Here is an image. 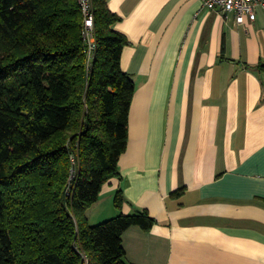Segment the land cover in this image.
Wrapping results in <instances>:
<instances>
[{
    "label": "crops",
    "instance_id": "1",
    "mask_svg": "<svg viewBox=\"0 0 264 264\" xmlns=\"http://www.w3.org/2000/svg\"><path fill=\"white\" fill-rule=\"evenodd\" d=\"M108 8L136 91L119 177L89 223L149 213L150 230L123 236L125 264H264V12L239 25L204 0Z\"/></svg>",
    "mask_w": 264,
    "mask_h": 264
},
{
    "label": "trees",
    "instance_id": "2",
    "mask_svg": "<svg viewBox=\"0 0 264 264\" xmlns=\"http://www.w3.org/2000/svg\"><path fill=\"white\" fill-rule=\"evenodd\" d=\"M93 4L89 63L78 0H0V264H125V232L156 224L147 211L89 223L119 177L136 91L120 18Z\"/></svg>",
    "mask_w": 264,
    "mask_h": 264
},
{
    "label": "built area",
    "instance_id": "3",
    "mask_svg": "<svg viewBox=\"0 0 264 264\" xmlns=\"http://www.w3.org/2000/svg\"><path fill=\"white\" fill-rule=\"evenodd\" d=\"M81 7L83 22V37L87 46L88 62L94 59L97 50L96 30L94 23L93 0H78ZM204 8L224 15L234 14L239 25L247 20L254 21L257 10L264 12V0H204Z\"/></svg>",
    "mask_w": 264,
    "mask_h": 264
}]
</instances>
